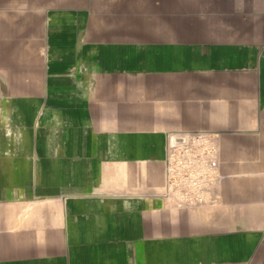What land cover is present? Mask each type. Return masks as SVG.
Returning <instances> with one entry per match:
<instances>
[{
	"label": "crops",
	"instance_id": "1",
	"mask_svg": "<svg viewBox=\"0 0 264 264\" xmlns=\"http://www.w3.org/2000/svg\"><path fill=\"white\" fill-rule=\"evenodd\" d=\"M25 9L0 47V264H264V0ZM199 137L219 166L180 206L169 144Z\"/></svg>",
	"mask_w": 264,
	"mask_h": 264
},
{
	"label": "built area",
	"instance_id": "2",
	"mask_svg": "<svg viewBox=\"0 0 264 264\" xmlns=\"http://www.w3.org/2000/svg\"><path fill=\"white\" fill-rule=\"evenodd\" d=\"M196 145L172 140L167 161L169 181L175 186L180 206L201 204L215 178L218 157L206 139L199 137Z\"/></svg>",
	"mask_w": 264,
	"mask_h": 264
},
{
	"label": "rangeland",
	"instance_id": "3",
	"mask_svg": "<svg viewBox=\"0 0 264 264\" xmlns=\"http://www.w3.org/2000/svg\"><path fill=\"white\" fill-rule=\"evenodd\" d=\"M71 1L72 0H0V47L6 46L18 31L24 29V27L21 26L22 22L20 20V15L24 16V14L29 13V10L25 8L30 7L34 10L32 12L38 11L41 13L44 12L46 8L64 5L71 3ZM22 3L25 4L21 6ZM39 27L40 24L37 25V29Z\"/></svg>",
	"mask_w": 264,
	"mask_h": 264
},
{
	"label": "bare ground",
	"instance_id": "4",
	"mask_svg": "<svg viewBox=\"0 0 264 264\" xmlns=\"http://www.w3.org/2000/svg\"><path fill=\"white\" fill-rule=\"evenodd\" d=\"M30 3H31V2H30ZM23 4H25V3H22L21 6H22ZM39 4H40V3H39ZM41 4H42V3H41ZM32 5H33V4H32ZM24 6H25V5H24Z\"/></svg>",
	"mask_w": 264,
	"mask_h": 264
}]
</instances>
